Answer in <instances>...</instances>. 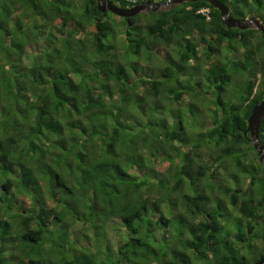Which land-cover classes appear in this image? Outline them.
<instances>
[{"label":"trees","instance_id":"trees-1","mask_svg":"<svg viewBox=\"0 0 264 264\" xmlns=\"http://www.w3.org/2000/svg\"><path fill=\"white\" fill-rule=\"evenodd\" d=\"M16 1L0 12V264H264V168L244 135L264 97L261 33L203 1L130 18L97 0ZM220 1L264 25V0ZM137 131L158 146L135 149ZM222 170L249 186L215 185Z\"/></svg>","mask_w":264,"mask_h":264},{"label":"water","instance_id":"water-1","mask_svg":"<svg viewBox=\"0 0 264 264\" xmlns=\"http://www.w3.org/2000/svg\"><path fill=\"white\" fill-rule=\"evenodd\" d=\"M203 1L208 2L212 7L217 9L222 18V23L228 29H238L246 30L251 26H254L262 35L264 42V26L260 23L259 20L255 18H250L248 21H243L241 19L234 18L229 11V8L220 0H171L172 5H180L184 2H197ZM97 10L101 13L108 12L118 17L130 18L138 15L143 11H157L158 5H151L149 2L141 5H136L131 8H120L114 6L110 0H97ZM264 117V97L261 102L257 105H254L251 109L250 115L247 121V128L244 133H249L251 142L254 149L258 154L264 153V146L260 143L258 139V131L260 127V122Z\"/></svg>","mask_w":264,"mask_h":264},{"label":"rangeland","instance_id":"rangeland-1","mask_svg":"<svg viewBox=\"0 0 264 264\" xmlns=\"http://www.w3.org/2000/svg\"><path fill=\"white\" fill-rule=\"evenodd\" d=\"M76 2V1H75ZM0 12H3L2 10H4V9H12L13 7H16L17 6V1L16 0H0ZM76 6H78V4L76 5ZM165 9H167L166 7H161V10L163 11V10H165ZM146 11H143V12H141L140 14H142V13H145ZM249 18H246V20H248ZM251 29H254V27H252ZM118 38L119 37H123V36H117ZM122 39V38H121ZM42 45V43L41 42H37V43H31V44H28L27 46H25L24 47V50H25V56H23V58H22V64L24 65V64H27L28 62H29V59H28V57L27 56H31L32 54H36V52L37 53H39V51H41L40 50V48H38L37 49V47H40ZM36 47V48H35ZM164 52H165V49L164 48H162V49H160V54H164ZM157 57L158 58H160L158 55H157ZM163 59V58H162ZM157 60V59H156ZM155 59H154V62H153V64L151 63L150 65L148 64V65H145L146 67H149V69H154L157 65H158V62L156 61ZM160 61V65L163 67L164 66V59H163V61H161V60H159ZM190 69H192V68H190ZM158 70V69H157ZM189 72H192V71H190V70H188L187 71V74H186V76L185 77H187V75H188V73ZM198 77H199V75L197 76V78H196V80L198 79ZM232 83H234V82H232ZM232 83H230V86H232L233 84ZM183 97V98H182ZM181 98H182V100L180 99L178 102H179V104H182V101H183V103H187V99L188 98H186L187 96H185V95H183ZM165 101H166V99H165ZM175 102H177V101H175ZM176 104L177 103H174V104H170L171 106V108L173 109V110H175L176 108H178L177 106H176ZM173 106V107H172ZM169 106H166V110H168L169 108H170ZM181 108H185V106H180L178 109H181ZM205 152H208L207 150H201L200 151V154L201 155H204L205 154ZM158 166L160 167V168H162V169H166V167H167V163L166 162H161V161H159V163H158ZM233 175L231 176V177H229V176H227V175H223V170L222 171H220V175H217L216 174V176H215V182H214V184L216 185L219 181H220V185H222V186H225L224 185V183H225V181H227V183H226V187H228V188H233V186L234 185H236V187L237 188H241V187H244V177H240V179H239V183H236V181H234L233 180ZM249 181V180H248ZM247 181V182H248ZM224 182V183H223ZM219 195V197L222 199V202L224 201V198L220 195V194H217L216 193V196H218ZM209 201H210V199H209ZM227 206V203H225V207ZM231 220V219H230ZM117 225L116 224H113V227L111 226L109 229H108V227L106 228V230L108 231V232H111V233H114V228L116 227ZM78 228H80V223H77V224H75V225H73L72 226V228L69 230V234H70V237L71 236H73V233H74V230H76V229H78ZM118 231H121V232H124V229L122 228V230H118ZM111 233H110V235H111ZM120 233V232H119ZM112 238H111V240H110V243L112 244V247L114 248V247H116V242L118 241V237L115 235H112L111 236ZM122 237V236H121ZM8 252V251H7ZM255 258H257V257H255ZM254 258V259H255Z\"/></svg>","mask_w":264,"mask_h":264},{"label":"clouds","instance_id":"clouds-1","mask_svg":"<svg viewBox=\"0 0 264 264\" xmlns=\"http://www.w3.org/2000/svg\"><path fill=\"white\" fill-rule=\"evenodd\" d=\"M120 1L126 5L125 8H131V7H134L136 5L145 4L147 2H149L151 5H158L157 11H151V12H160V11H162L161 10V7H166L168 9L171 6H176V5H172L171 4V0H166V1H163V0H141V1L136 2L134 4L128 3L125 0H120ZM114 6L120 7L118 4L117 5H114ZM253 8H255L254 5H253ZM256 11H260L261 14H264V10H256ZM256 11H253L252 14L255 15L256 14ZM146 12H149V11H146ZM230 14H231V12H230ZM241 20L246 21V19H241ZM117 108L123 109L124 110L123 115L124 116L127 115L128 109H127V106L126 105H115L114 108H113V110H115ZM127 123H129L131 125L132 124V120L131 119H128L127 120ZM133 127H135V125H133ZM125 140L128 141V142H132L134 148L137 149V150L146 149L148 151H151V148L149 147V145H152L153 147H157L158 146V135H156V134H148L147 131H137V132L128 134L125 137ZM198 142H199L198 137L196 135H192L191 136V142L186 146L187 149L190 152H193L194 153L195 151H197L195 145ZM168 153L172 157H174V161L173 162L175 163V161H179L183 157V155L185 153V148L184 147H180L179 152H177V151H175V149H173L171 146H169L168 147ZM153 156L155 157V153H153Z\"/></svg>","mask_w":264,"mask_h":264},{"label":"bare ground","instance_id":"bare-ground-1","mask_svg":"<svg viewBox=\"0 0 264 264\" xmlns=\"http://www.w3.org/2000/svg\"><path fill=\"white\" fill-rule=\"evenodd\" d=\"M208 3V2H207ZM209 4V3H208ZM210 5V4H209ZM211 6V5H210ZM214 8V7H213ZM217 10V9H216ZM218 11V10H217ZM219 12V11H218ZM198 13H200L201 15H203L207 20L209 19V10L207 9V8H205V9H200V10H198ZM219 15H220V13H219ZM220 18H221V16H220ZM253 18V17H252ZM250 19V18H249ZM248 19V20H249ZM256 19V18H255ZM248 20H246V21H248ZM257 20H259V19H257ZM221 21H222V18H221ZM260 21V20H259ZM260 23L262 24V22L260 21ZM263 25V24H262ZM252 27H254V26H251L249 29H251ZM254 29H256L255 27H254ZM247 30V29H246ZM257 30V29H256ZM258 31V30H257ZM248 133V132H247ZM244 135H245V133H244ZM248 135H249V133H248ZM249 138H250V136H249ZM258 139H259V135H258ZM260 140V139H259ZM250 142H251V138H250ZM260 143H261V140H260ZM262 144V143H261ZM251 145H252V147H253V144H252V142H251ZM263 145V144H262ZM264 146V145H263ZM253 150H254V152H255V155H256V161L261 165V167H263L264 168V153H260V154H258L257 153V151L254 149V147H253ZM244 184V187L243 188H241V190L243 191V190H245V188H247L249 185H247V184H245V182L243 183Z\"/></svg>","mask_w":264,"mask_h":264},{"label":"built area","instance_id":"built-area-1","mask_svg":"<svg viewBox=\"0 0 264 264\" xmlns=\"http://www.w3.org/2000/svg\"><path fill=\"white\" fill-rule=\"evenodd\" d=\"M125 1L128 3L134 4V3L139 2L141 0H125Z\"/></svg>","mask_w":264,"mask_h":264},{"label":"flooded vegetation","instance_id":"flooded-vegetation-1","mask_svg":"<svg viewBox=\"0 0 264 264\" xmlns=\"http://www.w3.org/2000/svg\"><path fill=\"white\" fill-rule=\"evenodd\" d=\"M264 26V25H263Z\"/></svg>","mask_w":264,"mask_h":264}]
</instances>
